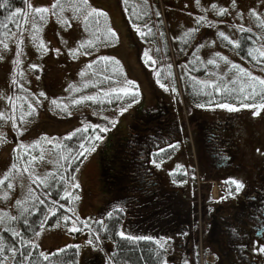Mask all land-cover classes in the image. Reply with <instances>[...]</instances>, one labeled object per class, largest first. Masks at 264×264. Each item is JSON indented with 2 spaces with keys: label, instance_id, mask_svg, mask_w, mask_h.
I'll return each instance as SVG.
<instances>
[{
  "label": "rangeland",
  "instance_id": "obj_1",
  "mask_svg": "<svg viewBox=\"0 0 264 264\" xmlns=\"http://www.w3.org/2000/svg\"><path fill=\"white\" fill-rule=\"evenodd\" d=\"M29 2L32 9L51 8L53 0H29ZM158 2L166 28L167 40L170 41V34L180 35L195 29L191 41L198 43L196 54L199 56L200 62L206 65L209 60H215L214 64H209V72L212 71V78L215 77L213 79L221 80L220 75L226 73L232 63L239 64L252 76L264 79V67L260 63L253 58L249 61L238 55L234 45L218 35L223 32L231 41H237L238 32H243L242 28L257 32L254 50H259L255 52V55L259 57V52L264 51V0H199V5L197 0H158ZM212 5H216V9H213ZM93 8L108 16L110 27L115 33L114 41L110 46L97 47L87 54L77 53L75 45L79 39L76 37L79 35L82 40V36H84L82 34L84 31L82 14H86V11L74 16L73 11L66 12L64 10L59 20L51 12L47 14V20L41 23L31 15L28 17L27 24L22 19L21 27L16 31L19 35L11 37L7 43V50H0V114H2L0 117V180L6 174L9 177L7 186L0 188V212L10 209L13 202L24 193L32 175H39L46 170L49 159L52 158L49 157L46 144L52 135L59 137L62 134L70 133L73 129L85 125L88 116L103 118L105 121L98 124L107 128L108 131L100 139H95L92 147L94 150L87 152L76 172L75 181L79 184V199L74 204L73 219L55 226H44L43 224V227L38 231L39 235L36 234L33 240L45 254L60 246L73 244L79 249L75 264H86L91 253L98 250L100 240H94L88 232L93 227L91 224H87L86 227L85 222L100 219L101 213L98 216L97 212L100 211L98 208L105 204L106 198L99 176L98 150L103 145L102 142L109 143L116 136L127 134V123L132 119L135 106L142 104L151 108L155 102L158 103V100H164L166 104H171L170 108L174 113L181 116L185 132H180L171 142L177 143L175 145L178 152L163 159H149V162L160 175H158V180L163 185L162 188L171 190L178 188L183 192L194 191V201L197 207V230L194 231V236H196L195 243L197 242L199 250L204 245L203 239H200L199 235V214L201 215L205 203L202 198L203 194L210 196V206L220 205L224 201L222 199L224 182L220 183L219 179H213V176L218 174L220 179L235 180L242 184L246 182L251 185L247 190H252L255 183L259 184L260 165L264 163V110H261L259 115H254L255 109L243 108L241 105H234L239 109L238 111H229L217 107V105L202 107L190 105L191 108L188 107L179 83L176 95L172 87H168V83H165V87H160L153 82L149 69L144 67L138 57L137 52L141 45L133 34L135 27L126 20L119 0H88L87 10ZM220 8L227 9V13L218 15ZM32 9H27V11L32 12ZM201 16L205 17V20L197 23V18ZM63 21H67V23ZM33 36L36 38L33 39ZM109 56L117 59L120 63L122 74L119 83L130 88L128 81H132L138 86L137 97L132 102L119 103L117 106L107 109L84 107L79 110L83 117L69 114L71 117H63L56 123L47 122L46 112H53L54 109L56 112L53 100L62 105L63 99L69 92L91 79V73L87 69L88 62L98 57ZM222 57H226L227 62ZM261 58L264 60V57ZM14 80L15 83H13ZM17 86H20L22 90L17 89ZM41 93L44 95L41 96ZM105 94H100V97L106 99L108 95ZM35 98L42 103L43 109L36 106ZM260 102L253 103L259 104ZM19 104H23L24 109H21ZM28 105L35 107V111L31 114H29ZM18 106L19 110L21 109L20 115L17 113ZM27 107L28 109L25 110ZM60 108L57 106L58 114ZM124 108L127 110L121 113V109ZM24 110L27 112L26 115H22ZM17 114L22 121L19 124L20 135L18 134V137L24 144L27 153L26 159L21 158L19 164H15L13 157L16 149L15 139L18 142L15 127ZM190 115L192 118L200 120V123L192 121ZM106 120L110 122L109 125ZM219 121L226 122L222 137L225 138L228 134L232 136L231 143L233 142L232 145L234 149L236 148L232 162L225 165L229 167L226 169L223 167H216V169L213 168V165H206V162L211 158L209 149L214 140L212 136L205 140L201 128H198L201 122H203L202 125L207 126L215 122L221 124ZM45 137L46 140L42 139ZM33 145L38 146L34 147ZM190 164L195 169V183L194 185L193 182L180 184L174 172L179 169L184 170L188 176L191 171ZM13 165L16 167L13 168ZM159 171L161 172L159 173ZM208 174L209 177H207ZM187 179L189 181L188 177ZM9 183L12 184L11 188L8 187ZM226 186V192L232 193L231 195L236 192V186L231 185V187L229 184ZM236 201H239V197L232 196L226 200L224 206L239 209L241 204ZM155 202V204L158 202L159 211H163L165 206L160 197L156 198ZM112 205L114 203L108 207ZM131 220L123 232L130 233L132 229H135L134 231L149 233L153 237L163 234L161 224H151L150 228L144 222L138 226L135 218ZM73 227L79 228L80 233L71 231L70 229ZM93 236L96 237L94 233ZM89 240L92 241L91 244L88 243ZM100 244L104 243L100 242ZM107 245L110 244L107 243ZM173 256H167L171 263L176 260ZM167 257L164 259L166 263L169 261ZM207 260H210V256L207 257ZM199 261L202 264L206 262L204 259Z\"/></svg>",
  "mask_w": 264,
  "mask_h": 264
},
{
  "label": "trees",
  "instance_id": "obj_2",
  "mask_svg": "<svg viewBox=\"0 0 264 264\" xmlns=\"http://www.w3.org/2000/svg\"><path fill=\"white\" fill-rule=\"evenodd\" d=\"M0 2H3V0H0ZM55 2L56 0H53L52 4ZM62 2L67 5L65 7L66 12L73 11L71 7L72 0H62ZM8 3L10 5L9 8H0V50H7L8 47L5 48L4 44H7L12 36L14 38L19 35L16 32L18 30L16 24L6 18L16 8L27 11L23 0H8ZM119 5L126 20L131 26L135 27L133 34H135L139 44L142 46V49L139 46L138 57L144 67L149 69V74L156 85L161 87V84L166 85L165 83H168V87H172L177 95V84L179 83L178 85L182 89L188 107L190 105L214 106L218 103L241 105L242 97L238 92H217L214 87L210 86L216 84L221 89L225 87L238 89L241 84L246 85L249 83L248 77L239 71V69H243L239 64L232 63L228 71L220 75L221 80L213 79L215 77L212 78L213 72H209V63H206V65L202 64L196 54L198 43L191 41L193 34H195L194 32L191 35H186L189 32L180 35L170 34V41L167 40L166 28L158 0H119ZM72 14L74 16L77 15L74 12ZM31 16L34 18V14ZM54 16L57 17L56 15ZM35 18L38 19L39 23L42 22L38 17ZM97 19L99 23L96 24L90 21L87 30L83 20L84 31L82 34L84 36H82V40L81 36L78 35L76 37L79 39V42L75 45L77 53H90L97 47H107L113 43L115 36L108 34L107 31L109 28L111 29L108 16H99ZM21 21L22 18H18V22L20 23ZM4 24H7V29L3 27ZM137 28L140 31H137ZM141 32L146 33V35L142 36ZM256 33L255 31L238 32L239 36L236 42H240V47H234L238 55L249 61L252 56L248 55V49H255ZM89 40L93 41V46L90 48L86 45ZM82 44H85V47L81 48ZM145 52L152 58L148 62H146ZM109 57H98L88 62L87 69L91 73V79L66 95L62 105H67V108L61 107L59 114L57 113V105H55L56 112L55 109L53 112L47 111V122L50 124L56 123L58 119L69 118L72 114L83 117L79 110L84 107L107 109L117 106L119 103L132 102L137 97L138 86L135 83L130 86L132 95L121 94L119 99L115 95H108L106 99L100 97V94L111 93L113 89L128 88L127 85L123 86L122 83H119V78L122 74L120 63L117 64V59ZM101 58L108 59L104 60ZM259 58L260 60L258 59L256 62L264 67V60L261 57ZM233 64L237 65L238 68L233 69ZM89 65L91 67H88ZM246 71L249 73L248 70ZM157 73H159V76ZM233 80H238L239 82L233 84ZM17 89L22 90L20 86H17ZM257 91H259V87H257ZM208 93H211V95H208ZM88 96L97 97V99L95 101L84 100L79 104L73 103L74 100H80L81 97ZM109 100L111 102H108ZM258 101H261L259 97L254 101L247 100L243 102L253 103ZM35 104L39 109L44 108L37 98H35ZM22 105L19 104L21 109H24V105L23 107ZM19 106L17 113L20 115L21 109L19 110ZM170 106L171 104H166L164 100H158V103L155 102L151 108L142 104L135 106L132 112V119L127 123V134L116 136L109 143L102 142L103 145L98 150V163L99 176L104 188L103 194L106 196L105 204L98 208L100 211L97 214L99 216L101 213L100 219L92 222L88 220L85 224L92 225L93 228L88 232H90L94 240L98 239L104 244H100L98 241V250L91 253L86 264H165V257L171 254V250L173 251L176 248L172 237L164 238L162 234L153 237L149 233L134 231L135 229H132L130 233L124 232V234L136 239H123L119 234L121 231L126 230V225L132 221V218L136 219L138 226H140L141 222L146 223L147 227L150 226V228L152 227L151 224L159 225L163 214L158 209V202L155 204V199L160 197L161 200L165 196L171 197V194L174 193V190L162 188L163 185H160V180H158L159 174L149 162V159H163L178 152L176 151L177 143L169 144L168 141L172 142L180 132H185V127L181 116L179 117L174 113ZM32 108L35 111V107ZM25 110L22 115H26L27 112ZM18 114L15 116L16 137L18 139V142L15 139L16 149L13 155L15 164H19L21 158L25 160L27 155L24 144L18 137V134L20 135L19 124L22 122L18 118ZM191 120L198 124L200 123V120L194 117H191ZM104 121L103 118L88 116V121H86L85 125L79 126L70 133L62 134L59 137L56 135L51 136V143L48 142L46 145L49 157L51 156L52 158L49 159L46 170L39 173V175H32L24 193L13 202L10 209L0 212V215L8 213L9 216L17 217L16 220L5 219L4 222H0V237L3 238L0 240V245L4 247L3 252H0V260H3L4 264L76 263L79 249L75 245L66 244L45 254L33 240L41 228V224H44V226H55L61 222L67 223L73 219L76 200L70 201L61 199V197L64 196L65 191L72 193L73 196H78L79 188L71 187L72 183H76L75 180L61 181L60 177L71 178L76 176L81 160L88 152L85 149L92 148L95 143L93 137H102L106 134V131L100 130L103 127L98 124ZM106 122L109 125L110 122L108 120ZM202 124L203 122L198 128H201L206 140L217 130V124L212 123L207 126ZM86 126H88L87 131H77L84 129ZM94 126L99 127L94 130ZM74 133L75 135H72ZM69 136L72 138L67 139ZM57 144L61 145V147H54ZM81 144L84 145L83 148L80 147ZM70 149L71 152L69 151ZM80 153L83 154L79 155ZM62 157H68V159H63ZM72 157L78 158L72 159ZM184 172V170L179 169L174 172V175L179 181L184 183L193 182L194 185L193 170L190 171L188 176ZM50 173L53 175L49 176ZM36 177L47 178L49 187L40 184ZM3 179L4 177L1 180ZM6 186L7 180L0 184V188ZM161 188L164 190L163 193ZM41 200L44 201L43 204L40 203ZM17 201H20L21 204L18 205ZM53 201L56 203L53 204ZM113 203L114 205L108 207ZM61 205L63 207H60ZM69 209H72V211H69ZM50 212H55L56 214L53 216ZM66 216L71 219L65 221ZM25 220H27V224L24 223ZM6 229L20 232L21 236L14 237L11 231H6ZM196 230L197 223L195 221L194 231L196 232ZM77 232L80 233V231ZM93 233L96 237L93 236ZM162 239L166 240L167 243L161 249L156 241ZM22 240L23 242L30 241L31 243H22ZM107 243L110 245L108 246ZM10 249H17V251L13 254ZM166 264H175V262L171 263L169 260ZM181 264H199V251L196 243L189 257Z\"/></svg>",
  "mask_w": 264,
  "mask_h": 264
},
{
  "label": "flooded vegetation",
  "instance_id": "obj_3",
  "mask_svg": "<svg viewBox=\"0 0 264 264\" xmlns=\"http://www.w3.org/2000/svg\"><path fill=\"white\" fill-rule=\"evenodd\" d=\"M219 122L221 124L215 122L218 130L212 133L214 141L209 149L211 158L206 165L226 169L229 167L225 165L232 162L236 148L234 149L233 142L231 143L232 136L228 134L225 138L222 137L226 122ZM260 166L259 184L255 183L252 190H247L251 185L245 182L243 190L233 195L226 192L227 184L235 186L228 183L230 180L220 179L218 174L213 176V179H219L220 183L224 182L222 187L224 201L220 205L210 206V196L206 194L202 196L205 203L201 215L199 214V235L204 245L198 251L199 259H204L205 264H264V252L259 251L260 248H264V163ZM209 176L208 174L207 177ZM193 188L195 190V187ZM193 192L187 190L183 192L177 188L171 197L165 196L161 199L165 206L160 221L162 235L164 238L170 236L174 240L176 248L169 255H174L175 264L183 263L195 244L194 222L197 218V207ZM232 196L239 197V201H236L241 204L239 209L224 206L226 200Z\"/></svg>",
  "mask_w": 264,
  "mask_h": 264
},
{
  "label": "snow or ice",
  "instance_id": "obj_4",
  "mask_svg": "<svg viewBox=\"0 0 264 264\" xmlns=\"http://www.w3.org/2000/svg\"><path fill=\"white\" fill-rule=\"evenodd\" d=\"M23 3L25 4V7L27 9H32V5L31 3L29 2V0H23ZM197 4L199 5V0H197ZM67 5L65 3L62 2V0H56L55 3L52 4L51 8H47V7H38V8H34L32 9V12H28V11H25L21 8H16L15 11H12L10 13V15L6 18L8 19L10 22L12 23H15L17 28H20L21 25L20 23L18 22V18H22L24 23L27 24L28 23V17L29 15H33L34 14V19L35 17H38L39 20L41 21H46L47 20V14L51 12L52 15H56L58 17V20L59 18L63 15V12L65 10V7ZM10 5L8 3V0H3V2H0V8H9ZM71 7L73 9V12L74 14H81L82 11H86V14L83 15V20L85 22V27H86V30H87V26L89 24L90 21L98 24L99 21L97 19V17L99 16H106L107 14L106 13H103V12H98L96 9H91V10H87L88 8V0H72V3H71ZM212 8L213 9H216V5H212ZM58 10V11H57ZM227 9L225 8H220L219 11H218V15H225L227 13ZM253 14L255 15V12H253ZM205 20V17L201 16V17H198L197 18V23H200L201 21ZM64 23H67V21H63ZM211 26V25H210ZM3 27L5 29H7V24H4ZM35 27V25H34ZM38 30V29H37ZM108 34L112 35V36H115V33L109 28L108 30ZM137 31H140L139 28H137ZM195 29L193 30H190L189 33H187L186 35H191L192 32H194ZM241 31H250V29H241ZM150 32V30H149ZM141 35H146V33H143L141 32ZM219 36H221L223 39L225 40H228L229 43H232L234 45V47L236 48H239L240 47V42H236V41H231L227 36H225V34L223 32L221 33H218ZM36 37L33 36V39H35ZM86 45L87 47H92L93 46V41L89 40L86 42ZM4 47L7 48L8 45L5 43L4 44ZM41 47H43V44H41ZM81 48L85 47V44H82L80 46ZM78 51V50H77ZM256 51H259V50H254L252 48H249L248 49V55L252 56V58L254 60H258L259 57H264V51H260L259 52V57L257 55H255V52ZM70 54H74V53H70ZM87 54V53H85ZM145 57H147V60L146 62L150 61L152 58L148 55L147 52H145ZM217 56H219V54H216ZM101 59H104V60H107L108 58H101ZM222 59H224L226 62H227V58L226 57H222ZM154 63V61H152ZM116 63L118 64L119 62L116 61ZM209 64H214L215 63V60H209L208 61ZM33 67L35 68V65H33ZM88 67H91V65H89ZM232 68L235 69V68H238L237 65L233 64L232 65ZM239 71L246 77H248V80H249V83H247L246 85L244 84H241V86L236 89V88H227L225 87L224 89H221L218 85L216 84H212L210 86L214 87L215 90L217 92H220V91H224L226 93H232V92H238L240 94V96L242 97V102H241V107L243 108H253L255 109L254 111V115H259L260 114V111L261 110H264V79H261L259 77H256V76H252L250 73H248L246 70L244 69H239ZM81 75H83V73H81ZM157 75L159 76V73H157ZM16 81L14 80L13 83H15ZM159 82V81H158ZM239 81L238 80H233L232 83L233 84H236L238 83ZM128 85L129 86H133L134 85V82L132 81H128ZM87 86V85H85ZM206 86H209V85H206ZM161 87H165V85L161 84ZM257 87H259V91H257ZM121 94L123 95H132L131 91H130V88H119V89H113L111 93H106L105 95H115L117 99L121 98ZM41 96L44 95V93H41L40 94ZM208 95H211V93H208ZM257 97L260 98L261 102L259 104L257 103H244L243 101H247V100H255ZM97 99V97H93V96H88V97H81L80 100H74L73 103H76V104H79V103H82L84 100H92V101H95ZM108 102H111V100H109ZM52 103L54 105H57L58 107H63V108H67V105H59L58 102L56 100H53ZM130 106V105H129ZM199 106H203V105H199ZM217 107H220V108H225L229 111H238L239 109L237 107H235L233 104H229V103H218L217 104ZM30 108V112L29 114H31V112H34V108L31 107V105L29 106ZM127 109L124 108V109H121V113H123L124 111H126ZM0 117H2V114H0ZM23 119V117H22ZM114 123V122H113ZM99 126H94V130L95 128H98ZM87 128L88 126H86L84 129L82 130H77V131H87ZM101 131H108L107 128H102L100 129ZM72 135H75L72 134ZM72 137L69 136L67 139H71ZM101 137L100 136H95L93 137V139H100ZM42 139H47L46 137L45 138H42ZM49 143H51V141H48ZM34 147L38 146V145H33ZM54 147L56 148H60L61 145H54ZM81 148L84 147L83 144L80 145ZM94 148H90V149H85V151H93ZM71 152V149L69 150ZM83 153H80L79 155H82ZM63 159H68V157H62ZM78 157H72V159H76ZM41 159H43V156H41ZM33 160H35V157H33ZM16 165H13V168H15ZM27 170V169H26ZM53 174H49V176H51ZM9 177H8V174H6L4 176V179L3 180H0V184H3L5 180H7ZM61 181H67V180H72L74 181L75 180V177H71V178H67V177H60ZM36 180L39 181L40 184H43L45 187H49V184H48V180L47 178H44V179H41L40 177H36ZM228 183H231V184H234L236 186V192H239L242 188H243V184L239 181H229ZM8 187L11 188L12 187V184L9 183L8 184ZM71 187L73 188H79V184L78 183H72L71 184ZM6 198V197H5ZM61 199H68V200H78L79 197L78 196H73L72 193L68 192V191H65V194L63 197H61ZM41 204L44 203L43 200L40 201ZM56 202L53 201V204H55ZM17 204L20 205L21 202L20 201H17ZM60 207H63V205H61ZM26 210V209H25ZM69 211H72V209H69ZM51 215H55L56 213L55 212H50ZM111 215V214H109ZM5 219L7 220H16L17 217H13V216H9L8 213H3L2 215H0V222H4ZM47 219V217H46ZM71 219L70 217H65V221ZM25 224H27V220L24 221ZM73 223L75 224V221H73ZM102 223V222H101ZM85 226L87 227L88 225L85 224ZM41 227H43V224H41ZM71 231H79L80 229L77 228V227H73L72 229H70ZM6 231H11L12 235L14 237H20L21 236V233L20 232H17L15 230H12V229H6ZM120 236L123 238V239H136V238H133V237H128V236H125L124 232L121 231L120 233ZM37 235H39V233H37ZM3 238L0 237V240H2ZM22 239V238H21ZM146 239H150V238H146ZM22 243H31L30 241L28 242H23L22 240ZM89 244L92 243L91 240L88 241ZM156 243L158 244L159 248H164L165 247V244L167 243L166 240H158L156 241ZM4 250V247L3 245H0V252H3ZM10 251L13 252V254H15V252L17 251V249H10ZM259 251L261 252H264V248H260ZM21 255H23V253H21ZM47 258V257H45ZM0 264H4V261L3 260H0ZM166 264V262H165Z\"/></svg>",
  "mask_w": 264,
  "mask_h": 264
}]
</instances>
